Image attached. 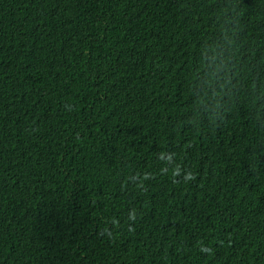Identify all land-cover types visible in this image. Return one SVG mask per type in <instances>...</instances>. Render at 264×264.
<instances>
[{
	"label": "trees",
	"instance_id": "obj_1",
	"mask_svg": "<svg viewBox=\"0 0 264 264\" xmlns=\"http://www.w3.org/2000/svg\"><path fill=\"white\" fill-rule=\"evenodd\" d=\"M0 264H264V0H0Z\"/></svg>",
	"mask_w": 264,
	"mask_h": 264
},
{
	"label": "clouds",
	"instance_id": "obj_2",
	"mask_svg": "<svg viewBox=\"0 0 264 264\" xmlns=\"http://www.w3.org/2000/svg\"><path fill=\"white\" fill-rule=\"evenodd\" d=\"M230 79V78H229ZM188 178H191V176L189 175V177ZM130 218L131 219H135V217L134 216H130Z\"/></svg>",
	"mask_w": 264,
	"mask_h": 264
}]
</instances>
